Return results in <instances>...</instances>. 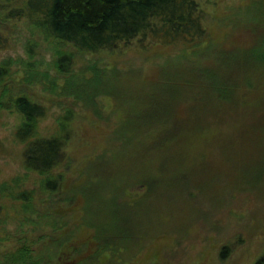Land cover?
<instances>
[{
	"label": "trees",
	"instance_id": "1",
	"mask_svg": "<svg viewBox=\"0 0 264 264\" xmlns=\"http://www.w3.org/2000/svg\"><path fill=\"white\" fill-rule=\"evenodd\" d=\"M0 1L5 3L4 12L0 10L1 21L26 20L31 27L33 23L40 28L48 39L73 49L68 51L57 45L49 66L54 74L48 69L41 72L39 62L31 56L28 60L18 59L23 76L15 84L11 79L14 60L1 62L0 112L18 115L20 123L14 138L24 145L22 179L35 178L39 185V192L18 193L16 199L21 201L23 211L36 213L37 197L51 199L52 204L53 198L60 195L64 198L59 197L57 203L65 205L63 213L71 212L77 219L72 232L54 231L56 236L46 235V242L43 236L34 240L42 241V257L32 251V238L23 236L16 251L2 256L0 264H129L132 256L141 252L149 228L152 229V221L143 223L142 219H154L161 210L157 200H170L171 204L178 195L185 200L187 196L189 201V190L213 179L210 168L214 166L207 160L212 152L206 144L223 136L221 126L228 124L229 116H234L231 126L247 122L264 125V26L259 20L256 34L249 37L252 42L240 53L236 48L220 49L212 41L209 12L202 0ZM250 2L255 17L261 15L264 20V0ZM244 13L248 16L247 8L240 16ZM241 17L244 21L245 17ZM136 39H148L153 46H183V52L192 54H187L190 58L208 55L214 47L219 50L213 68L195 62L186 68L170 66L171 74L167 69L159 75L160 79L169 78L167 82L157 79L145 88L119 82L126 74L115 68L103 69L102 79L109 78L103 82H99L98 76L103 73L96 63L88 65L83 73L77 69L75 56L115 52ZM8 46L0 22V52ZM47 82L53 98L67 97L72 105L56 115L54 129L42 134L40 125L48 118L50 108L32 99L25 88ZM234 85L238 95L233 92ZM189 92L192 97L188 99ZM102 95L119 98L122 103L117 107L122 123L115 132V146L121 144L120 151L114 150V160L102 155L89 160L77 179L66 187L72 168L69 141L76 128L73 125L87 113L96 114L95 102ZM237 97L242 104L237 105ZM193 102L198 105H194V111ZM192 114L205 124L199 130L191 128ZM200 141L201 150H197ZM4 147L0 140V151ZM118 172L123 175L120 179L115 178ZM132 185L148 194L139 200L136 192L135 202L128 201ZM64 187L70 194H65ZM148 196L152 198L148 200ZM42 210L46 212L40 216L41 223L46 228L51 223L57 229L52 207L47 205ZM1 211L0 207V215ZM255 264H264V253Z\"/></svg>",
	"mask_w": 264,
	"mask_h": 264
},
{
	"label": "rangeland",
	"instance_id": "2",
	"mask_svg": "<svg viewBox=\"0 0 264 264\" xmlns=\"http://www.w3.org/2000/svg\"><path fill=\"white\" fill-rule=\"evenodd\" d=\"M242 1L245 0H202L209 12V32L212 35V41L217 43L220 49L222 47L227 50L236 48L241 53L248 48L247 44L249 45L248 42L251 41L249 37L256 34L255 25L259 20L264 26L262 16L255 17V9L252 8V4H249L250 0ZM4 8L5 3L0 1L2 12ZM245 8H247L248 16L245 17L244 13L241 17L240 14ZM240 17H245L244 21ZM0 22L1 30L9 40L8 48L0 52V63H6L8 59L14 60L11 76L14 84L20 82L23 76V68L18 59L28 60L31 56L34 61L39 62L41 72L48 69L51 74H54L49 66L56 47L60 46L65 50L73 51L72 47L61 46L58 42L48 39L40 28L33 23L31 27L26 20L12 19L0 20ZM214 48L208 55L190 58L187 54L191 53L183 52V46H153L148 39L143 41L136 39L115 52L85 58L81 55L75 57L78 60L77 69L82 73L87 70L88 65L96 63L100 73H103V69L115 68L126 74V77H122L119 82H124L131 87L145 88L157 79L167 82L169 78L160 79L159 75H163L160 72L167 69L169 71L170 66L186 68L187 64L195 62L213 68V59L219 50ZM168 73L171 74V70ZM103 74H99V82L108 81L109 78L102 79L105 72ZM40 79L42 81V78ZM47 84L48 82L43 86L34 85L25 88V92L32 99L50 108L48 118L40 125L42 134L54 129L56 115L63 113L65 108L72 105V101H69L67 97L53 98L52 93L48 92ZM99 85L103 84L99 83ZM235 86L233 92L238 95L237 86ZM191 95L192 92H189L186 97L189 99ZM235 102L237 105L241 103L238 97ZM95 103L96 114H82L84 116L73 125L76 128L69 141L72 168L66 187H70V184L77 179L81 169L89 160L99 155L107 157L105 158L107 160L109 157L114 160L115 155L112 157V154H115L114 150L120 151L121 144L115 146L118 140L115 132L122 123L117 110V107L122 105L121 101L119 98L116 100L102 95L97 97ZM194 105L198 106L193 102V111L197 110ZM225 118L227 120V117ZM233 120L234 116H229L228 124L221 126L222 131L225 132L223 136L219 135L206 144V149L212 152L207 160H210L209 164L214 166L210 168V172H214L213 179L208 183V180L202 181L204 184L194 186L193 191L189 190V195L187 194L189 201L187 196L185 200L177 194L171 204L170 200L164 201L165 203L157 200L161 202H157L161 210L154 217L155 220L142 219L143 223L152 221V229L149 228L150 234L144 241L141 252L133 255L129 264H255L264 253V125L247 122L246 125L231 126ZM19 121L15 112L4 110L0 112V140L5 144L2 150L4 153L0 151L2 152L0 153V207L2 210L0 259L7 253L16 251L18 241L23 236L32 238L30 242L34 244L32 251L37 254L36 257L40 255L42 257L44 255L41 251L42 241L34 240L41 236L44 238L46 235L50 238L51 234L56 236V232H62L64 229L65 231L71 229L72 232L73 223L77 220L72 217L71 212L63 213L65 205L57 203L60 195L53 198L52 204H49L51 199L48 201V199L37 197V212L29 214L23 211L21 201L16 199L18 193L23 190L39 192V185L35 178L22 179L24 145L14 138V130L19 125ZM190 125L192 130L196 131L205 124L196 120L195 114H192ZM201 144L200 141L196 145L197 150H201ZM124 162L122 160L123 164ZM204 169H206L205 166ZM121 176L123 175L118 172L115 178L120 179ZM19 178L22 180L20 181ZM66 187L63 188L65 194L67 192L70 194ZM130 187L132 197L127 199L130 202H135L133 198L136 192L139 194V200L148 194L143 189L137 190V185ZM151 198L147 197L148 200ZM47 205L52 207L50 212L53 213V219L57 221V229L51 223L47 224L48 228L45 223H41L40 216L44 211L46 212L42 209ZM73 236H75L74 233ZM48 238H44L43 242H46Z\"/></svg>",
	"mask_w": 264,
	"mask_h": 264
}]
</instances>
